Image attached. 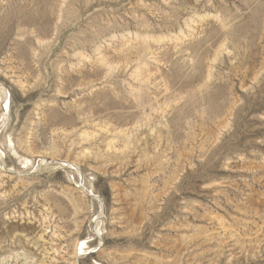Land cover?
<instances>
[{
	"label": "rangeland",
	"instance_id": "obj_1",
	"mask_svg": "<svg viewBox=\"0 0 264 264\" xmlns=\"http://www.w3.org/2000/svg\"><path fill=\"white\" fill-rule=\"evenodd\" d=\"M0 153V264H264V0H0Z\"/></svg>",
	"mask_w": 264,
	"mask_h": 264
},
{
	"label": "snow or ice",
	"instance_id": "obj_2",
	"mask_svg": "<svg viewBox=\"0 0 264 264\" xmlns=\"http://www.w3.org/2000/svg\"><path fill=\"white\" fill-rule=\"evenodd\" d=\"M5 107H7V105H5ZM0 155H2V153H0ZM85 244H86V241H81L79 244V249H80L81 253H83V250L85 248Z\"/></svg>",
	"mask_w": 264,
	"mask_h": 264
},
{
	"label": "bare ground",
	"instance_id": "obj_3",
	"mask_svg": "<svg viewBox=\"0 0 264 264\" xmlns=\"http://www.w3.org/2000/svg\"><path fill=\"white\" fill-rule=\"evenodd\" d=\"M2 165H3V164H2ZM2 165H1V166H2Z\"/></svg>",
	"mask_w": 264,
	"mask_h": 264
}]
</instances>
